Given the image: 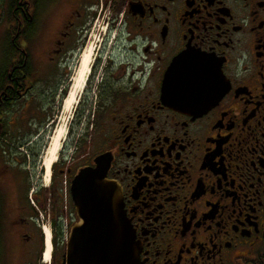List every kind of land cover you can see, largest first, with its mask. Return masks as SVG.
<instances>
[{"label":"flooded vegetation","instance_id":"obj_1","mask_svg":"<svg viewBox=\"0 0 264 264\" xmlns=\"http://www.w3.org/2000/svg\"><path fill=\"white\" fill-rule=\"evenodd\" d=\"M91 37V118L46 169L24 149L39 96ZM181 53L207 57L184 64L220 93L205 109L162 95ZM97 161L127 264H264V0H0V264H67V248L68 264H107L117 232L82 222L71 193Z\"/></svg>","mask_w":264,"mask_h":264},{"label":"water","instance_id":"obj_2","mask_svg":"<svg viewBox=\"0 0 264 264\" xmlns=\"http://www.w3.org/2000/svg\"><path fill=\"white\" fill-rule=\"evenodd\" d=\"M207 57L194 53H181L172 60L162 82V95L174 106L191 105L205 109L215 101L220 93L212 88L213 81L205 80L201 74L186 72L185 63L200 62L190 65L191 68L204 66L202 61ZM192 63V62H191ZM93 169L82 168L71 182V193L78 217L97 220V226L112 230L117 234L108 237L107 264H127L132 259L131 232L129 224L121 209L120 192L116 183L106 179L100 163ZM68 264V248L65 253Z\"/></svg>","mask_w":264,"mask_h":264},{"label":"rangeland","instance_id":"obj_3","mask_svg":"<svg viewBox=\"0 0 264 264\" xmlns=\"http://www.w3.org/2000/svg\"><path fill=\"white\" fill-rule=\"evenodd\" d=\"M91 39L92 37L85 45L84 50H90V56L93 59L96 46H94V48L92 47L94 39L93 41H91ZM75 60L76 58L66 67L64 70L66 72L62 71L58 75L59 80L57 86L53 90H48L47 94L43 93L42 96H39V101L42 102V105L39 106L41 120L40 122L36 120L32 121L33 129L28 132L29 143L27 145H31V150H28L27 147L24 146L26 153L31 154L32 151L38 148L37 155H40L44 160L48 152L47 149L50 147L49 137L56 135L57 141L60 142L56 157L57 160L62 149L65 154L69 153L68 151L72 149L74 141L83 136L87 127V122L91 118L95 101L94 92L96 89L93 84L91 88H86L88 78L85 80V85L81 89L74 85L70 78L77 74V64H75ZM71 89L74 91L75 100L71 101L69 108H65L63 106V98ZM29 95H33V92Z\"/></svg>","mask_w":264,"mask_h":264},{"label":"bare ground","instance_id":"obj_4","mask_svg":"<svg viewBox=\"0 0 264 264\" xmlns=\"http://www.w3.org/2000/svg\"><path fill=\"white\" fill-rule=\"evenodd\" d=\"M92 63V57L90 56V50H84L81 53L79 63L77 65V74L70 79L73 81L74 85L78 88H82L85 85V80L90 72V66ZM76 90V89H75ZM80 93V92H79ZM74 99V91L71 89L63 98V106L65 108L70 107V103ZM50 147L47 149L48 152L45 156L44 162L46 169L56 160L57 153L60 147V142L57 141L56 135L50 136Z\"/></svg>","mask_w":264,"mask_h":264}]
</instances>
